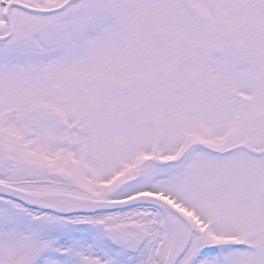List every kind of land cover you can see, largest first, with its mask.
Here are the masks:
<instances>
[{"label":"rangeland","instance_id":"1","mask_svg":"<svg viewBox=\"0 0 264 264\" xmlns=\"http://www.w3.org/2000/svg\"><path fill=\"white\" fill-rule=\"evenodd\" d=\"M66 1L18 0L35 9L54 8ZM89 2L90 7L79 2L65 13L68 20L77 11L86 17L84 23L75 19L74 26H52L62 20L39 22L13 11L15 19L29 25L20 35V22L16 23L17 31L6 50L15 48L18 52H9L6 57L23 61L19 65L0 64V82L22 73L21 80L32 85L28 96L0 101V144L10 160L40 166L45 147L36 143L37 139L21 146L9 116L19 114L20 119L15 117L14 121L22 122L28 138V123H35L28 113L42 108L46 118L57 121L59 117L76 131V126H81L83 134L75 135L79 146L71 151L74 164L65 171L71 183L85 190L96 187L97 196L100 184H106L107 191L102 189L100 195L109 194L112 199L149 193L167 200L194 225L198 236L183 264H194L196 256L209 248L222 255L204 264H264V58H227L210 46L202 48L195 39L197 29L208 30L207 24H216L232 32L238 30L247 40L233 54L264 49V0ZM3 13L0 6V37L7 34ZM215 39L217 50L232 46L228 41L222 44V36ZM61 41L66 47L46 49ZM197 44L201 48H194ZM187 80H192L188 90L197 92L195 101L189 98L185 102L178 88ZM97 85L105 88L102 95L92 91ZM48 91L56 96L46 104ZM129 92L145 107L143 114L157 124L155 134L151 135L141 118L130 116ZM132 109H137L136 105ZM88 116L92 122H86ZM32 131L55 139L52 131L39 125ZM26 151L33 152L27 163ZM134 160L140 161L138 167H133ZM144 165L145 172L138 180L137 172ZM13 176L9 179L24 175L18 169ZM115 190L119 193L111 195ZM21 215L0 207V264H70L67 258L53 260L51 254L42 256L41 261L26 259L32 255L30 238L35 234L29 232L27 241L23 237L30 226ZM119 218L108 219L109 226L129 221ZM165 218L156 211L149 220L147 215L130 219V224L146 236L140 258H147L158 243ZM39 220L44 227H59V234H65L59 220L44 216ZM182 228L178 245L187 233L186 227ZM62 250L63 246H58L53 257ZM93 255L90 248L79 245L75 258L92 262L96 261H91Z\"/></svg>","mask_w":264,"mask_h":264},{"label":"water","instance_id":"2","mask_svg":"<svg viewBox=\"0 0 264 264\" xmlns=\"http://www.w3.org/2000/svg\"><path fill=\"white\" fill-rule=\"evenodd\" d=\"M12 7H17V8H20L26 12H29V13H36L35 10L33 9H29L25 6H21V5H17V4H13V5H10L9 6V11ZM41 14H49L51 12H40ZM37 115L40 114L39 111H36L35 112ZM52 175H55V174H52ZM59 175V174H58ZM55 177H58L59 179H61V176H57L55 175ZM0 194L1 196L5 197V198H8V199H11V200H14L28 208H31V209H36V210H40V211H47V212H52L58 216H70V215H77V214H85L87 213V211L91 210L90 212L91 213H94V212H97V211H100V210H105V209H115V208H119L121 207L120 204L118 205H114V204H103V203H100V204H88V209H85V210H81V211H74V212H58L56 211L55 209H52V208H49V207H45V206H41V205H38V204H35L31 201H28L27 199L21 197V196H17L13 193L10 192V190H7V189H4L3 187H0ZM137 202H148V203H151L153 205H156V206H159L165 210H167L168 212H170L171 214H173L174 216H176L180 221L182 222H185L183 220L182 217H180L177 213H175L171 208H167L166 206H164L163 204H161L158 200H155V199H152V198H139V199H136V200H133L130 202V204H134V203H137ZM127 205V204H125ZM124 206V205H123ZM188 228H189V234L187 236V238L184 240V242L181 244V246L179 248H177L175 250V252L172 254V256L167 260V262L165 264H176L180 257L182 256V254L184 253L187 245H188V242L190 241V237H191V232H192V229L191 227L188 225ZM128 228H123V229H120V230H117V231H108L113 238H116L122 242H124L125 244L129 245V246H133V245H136V247H138L141 242H138V241H135L133 239H131L129 236H128Z\"/></svg>","mask_w":264,"mask_h":264},{"label":"flooded vegetation","instance_id":"3","mask_svg":"<svg viewBox=\"0 0 264 264\" xmlns=\"http://www.w3.org/2000/svg\"><path fill=\"white\" fill-rule=\"evenodd\" d=\"M45 149H46L45 154L42 155V159H41V162H40L41 163L40 167H42V168L38 169V170L43 171L45 176L50 171L64 172L65 171L64 170L65 167L63 168V166L60 165L59 162L53 165V162L51 160H53L54 157L50 156V150L48 148L45 147ZM47 161H49V162H47ZM11 164L12 163L10 162V159H9V160L5 161V163L3 165L0 166V182L4 183L5 185L12 186L15 189L22 188V179H18L20 176H18L15 179H12V180H10L9 178H11V176H13V174H16L18 169H19V172L22 173L25 176V174L27 173L26 171L28 170V164L24 165V166L23 165H19V168H14V167L11 166ZM33 166L34 167H39V166H37L35 164ZM30 168H32V167H30ZM36 185H37L38 189L46 190L48 192H51L52 189H55V188L59 187L58 185H56V183L54 181H52L50 179H46V180L42 179L41 182L40 181H36ZM3 201H4V203L6 205L11 206V202L9 203V202H7L5 200H3Z\"/></svg>","mask_w":264,"mask_h":264},{"label":"bare ground","instance_id":"4","mask_svg":"<svg viewBox=\"0 0 264 264\" xmlns=\"http://www.w3.org/2000/svg\"><path fill=\"white\" fill-rule=\"evenodd\" d=\"M40 203L53 206L59 209L65 208H75L76 204L68 203L65 201H55L52 199H41L39 200ZM183 229V228H182ZM181 227L169 217L166 216V223L165 226L161 228L160 231V239L157 245L156 250L153 252L151 259L153 261H158L162 252H164L168 247L173 246L178 241V234Z\"/></svg>","mask_w":264,"mask_h":264},{"label":"trees","instance_id":"5","mask_svg":"<svg viewBox=\"0 0 264 264\" xmlns=\"http://www.w3.org/2000/svg\"><path fill=\"white\" fill-rule=\"evenodd\" d=\"M84 2H86V1H84Z\"/></svg>","mask_w":264,"mask_h":264}]
</instances>
